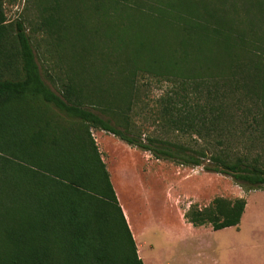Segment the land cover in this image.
Segmentation results:
<instances>
[{"label": "trees", "instance_id": "1", "mask_svg": "<svg viewBox=\"0 0 264 264\" xmlns=\"http://www.w3.org/2000/svg\"><path fill=\"white\" fill-rule=\"evenodd\" d=\"M19 1L0 0V264H145L92 129L264 190V0H25L30 33ZM146 77L170 88L144 139ZM246 206L185 217L218 230Z\"/></svg>", "mask_w": 264, "mask_h": 264}, {"label": "rangeland", "instance_id": "2", "mask_svg": "<svg viewBox=\"0 0 264 264\" xmlns=\"http://www.w3.org/2000/svg\"><path fill=\"white\" fill-rule=\"evenodd\" d=\"M5 7L8 20L23 21L30 33L34 13L26 1L7 2ZM32 38L34 47L44 52L46 46L42 34L33 35ZM40 41L41 48H38ZM38 61L44 65L39 57ZM169 88L168 81L152 77L141 80V101L136 106L133 120L134 125L143 132L144 139L160 132L159 121H155L158 101ZM92 131L115 190L122 193V201L130 205L133 218L141 228L139 244L144 258L147 256L160 262L165 256H171L175 260L177 251L182 247L189 262L187 264H212L214 258L224 264H264V190L247 191L232 176L207 171L204 167L210 162L207 158H204L202 165L159 159L152 152L131 146L111 132L101 129ZM173 137L190 145L195 144L189 136L173 134ZM247 193L251 195L250 208L239 230L233 228L229 232H215L201 228L193 232L184 225L180 216L181 212L194 205H209L217 196L234 199ZM240 234L248 244V254L243 253L242 260Z\"/></svg>", "mask_w": 264, "mask_h": 264}, {"label": "crops", "instance_id": "3", "mask_svg": "<svg viewBox=\"0 0 264 264\" xmlns=\"http://www.w3.org/2000/svg\"><path fill=\"white\" fill-rule=\"evenodd\" d=\"M116 192H117L119 201H120V203H121V205L123 207V210L125 212V215H127V217H128L129 225H130L131 230L133 232V235H134L137 247H138L139 255L143 259L145 264H158V263H160V264H187V263H189L187 261V258L185 257L186 255L183 254L184 252L182 251L183 250L182 247H180L179 250L177 251V258L175 260H173L171 256H165L163 259H161L160 262H158V261H156L154 259L151 260L147 256H145V258H146V260H145V258L142 256L141 244H139V239L142 237L141 228H139V226L135 222V219L133 218V212H132V210L129 207L130 205L127 204V201H125V200H124V202L122 201V198H121V195H120L122 193L119 194V192L117 190H116ZM244 197H246V199H247V206H246V210H245V212L243 214L242 220H241L240 224L237 225V226H229V227L221 228V229H218V230H215L211 224H206V225H202V226H194L185 217V213L187 212L188 209H185L184 212H181L180 216H181V218L183 220L184 225L189 229V231H193V232H196L197 230H199L201 228H207L209 230H214L215 232H229V230H233V228H236L237 230H239V229H241V224H242V221L244 219V216L247 214V212H248V210L250 208V197H251V195H249L247 193ZM235 234H237V233H235ZM241 234H240V248H241V250H239V251L241 253V260H242L243 253L248 254V251H247L248 250V244H247V242L243 241V235H241ZM235 247L239 248V247L236 246V244H235ZM237 258H238V256H237ZM212 264H224V262H221L218 258H214Z\"/></svg>", "mask_w": 264, "mask_h": 264}]
</instances>
